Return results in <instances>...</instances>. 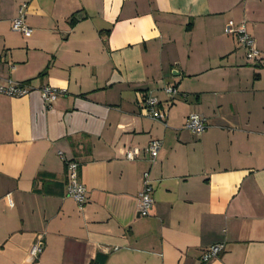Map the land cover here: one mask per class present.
<instances>
[{
	"label": "crops",
	"instance_id": "obj_1",
	"mask_svg": "<svg viewBox=\"0 0 264 264\" xmlns=\"http://www.w3.org/2000/svg\"><path fill=\"white\" fill-rule=\"evenodd\" d=\"M23 3L28 38L11 30ZM0 59V84L32 88L0 95V264H204L215 244L205 264H264V0H0ZM44 86L62 91L50 107ZM190 114L205 120L199 135ZM145 174L153 204L140 217Z\"/></svg>",
	"mask_w": 264,
	"mask_h": 264
},
{
	"label": "built area",
	"instance_id": "obj_2",
	"mask_svg": "<svg viewBox=\"0 0 264 264\" xmlns=\"http://www.w3.org/2000/svg\"><path fill=\"white\" fill-rule=\"evenodd\" d=\"M27 4L23 3L19 7L17 16L11 23V30L15 33H19L24 38H28L32 34V30L27 26L25 22ZM226 33L235 36L238 45L246 51V60L249 62H257L259 59V52L255 47L253 39L246 32L245 26L242 24L235 25L232 21H229L226 25ZM1 62V59H0ZM41 99L46 107L53 105L57 97L62 93L57 89L44 86L40 89ZM32 91V88L23 83H16L12 80H5L4 84H0V95L9 98H22L27 96ZM165 93L172 97L176 95V90L173 87H168ZM141 106L144 115L148 118L163 122L166 114L163 107L159 104L158 100L153 97H145L141 101ZM205 120L197 114H190L186 119L184 128L190 133L199 135L205 130ZM161 147V142L158 140H152L145 148V152L150 157V162H154L158 156V152ZM126 160H133V152L126 154ZM67 172V184H66V196L71 198L79 208H82L86 203V189L78 178V165L74 161H65ZM10 204V203H9ZM152 199V187L150 186L147 175H144L143 186L137 199V215L144 217L148 215ZM224 250L223 244H215L208 247L201 256L202 263H208L212 259L218 257ZM42 251V245L40 243L35 244L29 251V256L32 258L37 257Z\"/></svg>",
	"mask_w": 264,
	"mask_h": 264
},
{
	"label": "trees",
	"instance_id": "obj_3",
	"mask_svg": "<svg viewBox=\"0 0 264 264\" xmlns=\"http://www.w3.org/2000/svg\"><path fill=\"white\" fill-rule=\"evenodd\" d=\"M103 263V258L101 256H97L96 262L94 264H102Z\"/></svg>",
	"mask_w": 264,
	"mask_h": 264
}]
</instances>
